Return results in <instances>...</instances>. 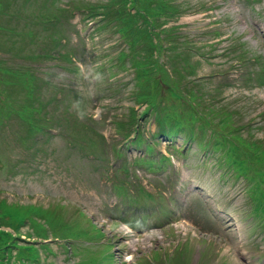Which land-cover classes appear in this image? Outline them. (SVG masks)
Returning <instances> with one entry per match:
<instances>
[{
	"label": "rangeland",
	"instance_id": "rangeland-1",
	"mask_svg": "<svg viewBox=\"0 0 264 264\" xmlns=\"http://www.w3.org/2000/svg\"><path fill=\"white\" fill-rule=\"evenodd\" d=\"M179 1L184 2L189 12L173 16L171 24L182 25L180 33L198 44L202 40L217 42L206 58L194 55V59L202 58L196 76L208 84L205 87H217L214 107L233 111L235 122L244 125L240 135L225 140V158L220 155V147L215 150L209 142L199 150L187 131L170 140L155 136V148L149 150L145 145L156 124L149 113L141 119L144 139L138 145L125 147L126 140L117 132L115 119L124 118L128 104L139 105L131 93L137 88L133 66L127 65L126 60L122 66L118 65L117 54L127 47L125 37L114 26L97 29L94 20L83 18L84 11H75L64 25V46L58 45L59 51L64 48L72 53L67 57L62 54V58H43L36 64L38 74L44 76L40 82L43 94L51 102L42 114L45 116L42 123L43 126L58 124L55 126L58 133L49 138L40 135L43 139L30 149L12 148L13 141L10 148L5 147L3 137L0 138V198L7 201L0 206V237H3L0 254L7 253L5 259L12 264L78 261L79 255H71L72 245H69L70 255L60 245L55 229L49 231L54 236L48 234L43 239L50 242V251H43L35 244L41 238L33 234L29 218H34L32 224L49 220L43 214L52 207L62 212L65 221L89 228L90 240L67 241H76L78 248L82 246L80 255L91 253L89 256L96 257L99 253L105 264L109 261V264H166L165 260L169 261L167 264H250L241 257L238 245L251 249L264 247L257 220L251 217L259 213L255 199L260 197L257 192L261 185L256 180H262L264 175L260 179L254 177L262 168L264 148L252 142L255 154L246 147V138L264 143V82L258 80L264 75V0ZM215 28L218 35H213ZM6 49L8 57L0 59L7 68L0 67V128H3L0 135L19 136L24 132L19 123L15 124L19 131L8 126L12 120L9 103L15 102L9 93L21 86L32 90L33 78H38L29 63L21 66L25 63L21 60L15 64L13 58L18 54L25 62L37 61L38 50L34 51L28 41L22 40ZM241 51L245 55L242 60L235 56ZM45 54L50 56L52 51ZM255 57L261 59L257 62ZM6 77L10 85L4 92L1 84L6 82ZM38 97L44 100L39 93ZM180 104L186 108L184 101ZM143 105L141 102L137 109ZM74 119L79 125L73 123ZM88 126H94L98 132H89L90 140L81 136L86 134ZM185 144L186 149L179 152ZM234 144L238 147L231 146ZM119 145L122 153L117 156L114 148ZM157 153L168 157L164 164ZM181 153L186 159L188 177L180 180L182 172L178 170L179 177L175 175L173 180L171 171L176 168ZM131 156L142 159L143 167L138 168L159 191L168 194L171 185H179L175 187L174 208L171 212L164 208L170 214L158 216L161 221L150 215L146 217L147 206L152 207L153 213L154 206L162 204L155 199L162 198L154 197L151 188L145 194L149 199L139 196L138 201L135 200L138 196L116 191V188L127 190L121 178L128 172L134 176L130 166L127 173L118 170L120 163L129 161ZM147 157L158 165L157 170L148 172L144 168ZM110 161H115L113 166ZM226 161L238 165L235 174ZM11 162L16 165L13 167ZM62 203L63 206L56 205ZM121 217L139 219L129 228Z\"/></svg>",
	"mask_w": 264,
	"mask_h": 264
},
{
	"label": "trees",
	"instance_id": "trees-1",
	"mask_svg": "<svg viewBox=\"0 0 264 264\" xmlns=\"http://www.w3.org/2000/svg\"><path fill=\"white\" fill-rule=\"evenodd\" d=\"M184 7V2L179 0H0V59L8 57L9 52L6 48H12L14 42L21 40L28 41L34 51L38 50L39 57L37 61L26 60L27 63L21 55L17 54L13 58L15 64L21 60L25 63H20L21 66H27L29 63L28 66L34 70L33 74L38 79L33 78L32 90L21 86L9 93V97L16 103H9L12 120L8 126L10 128L13 126L17 130L15 124L19 123L24 132L19 136H5L6 134L3 133L0 135V138L4 139L3 145L10 148L13 141L15 143L12 148L21 146L23 149H30L36 143L37 135L48 126H52H43L42 123L45 119L42 114L51 102L43 94L40 82L44 76L38 74L36 64L43 58H62V54L67 57L69 52L72 53L71 50L64 48L59 51L58 45L64 46L66 42L63 39L66 35L64 25L69 22L68 17L75 11H84L83 18L88 16L94 20L97 29L108 25L114 26L121 36L125 37L127 47L119 50L118 65L122 66L123 61L126 60L127 65L133 66L134 83L137 88L131 93L139 103L137 107L141 102L144 105L138 110L134 105L128 104L124 118L115 119L117 132L123 138L141 142L144 139L141 119L144 120L149 113L156 123L150 133L152 137L163 136L170 140L176 134H186L187 131V135L195 142L201 146L209 142L213 149L224 147L226 139L237 138L244 125L235 122L233 111L223 106L221 107L223 109L214 107L213 99L216 97L217 87L211 89L205 87L208 84L202 77L196 76V67L202 58L194 59V55L206 58V53L217 42L202 40L198 44L180 33L182 25L171 24L173 16L189 12V9ZM215 30L216 28L213 31ZM213 35H218V31L216 30ZM46 51H52V54L47 56L49 54H45ZM235 56L240 60L245 57L243 51L236 53ZM255 59L259 61V57ZM0 67L7 69L3 61H0ZM5 80L6 82L1 84L4 92L10 85L7 77ZM38 93L43 96L45 102L38 97ZM167 96L169 101L165 102ZM180 101H184L186 108L183 109ZM19 111H23L24 114ZM75 120L77 119H74L73 123L77 124ZM89 132L97 131L94 126H88L86 134L81 135L82 138L90 140L92 136H87ZM205 135H208V139ZM246 140L248 141L246 147L255 154L257 152L253 149L252 142L264 148L261 140L255 142L253 139L246 138ZM231 146L238 147L237 144ZM11 165L14 167L16 163L11 162ZM261 169H264V157ZM259 174L262 178L264 172L259 171ZM256 182L259 187L261 185L260 191L263 190L264 193V178ZM5 202L7 201L4 197L0 198V206ZM47 216L49 220L37 221L33 224L34 218H29L31 219L29 227L33 234L41 238L36 240L35 244L43 251L51 250L49 242L43 240L48 234L50 235L51 229H55V236L59 238L65 236L76 238L88 233L91 235L89 228L81 229L78 224L73 226L63 222V216L54 208L46 210L43 218ZM1 241L3 237H0ZM11 243L9 241V244ZM75 254H78L79 258L74 264H104L98 259L94 261L95 257L89 256L90 253L80 255L75 251ZM5 257H8L7 253L6 256L0 254V264H12Z\"/></svg>",
	"mask_w": 264,
	"mask_h": 264
},
{
	"label": "bare ground",
	"instance_id": "bare-ground-1",
	"mask_svg": "<svg viewBox=\"0 0 264 264\" xmlns=\"http://www.w3.org/2000/svg\"><path fill=\"white\" fill-rule=\"evenodd\" d=\"M198 149H199V147H197ZM196 148V150H198ZM157 156H158V159H161V160H163V154H157ZM156 156V157H157ZM148 158V157H147ZM183 164L185 165L186 164V159L184 158V160H183ZM185 173L187 174L188 173V171H185ZM170 213H166V214H164V213H162V215L164 216V217H168V215H169ZM254 263L255 264H261L259 261H254Z\"/></svg>",
	"mask_w": 264,
	"mask_h": 264
}]
</instances>
